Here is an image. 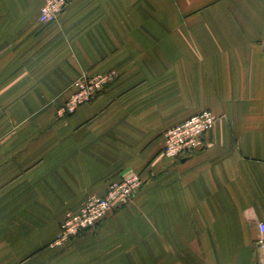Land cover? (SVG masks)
Instances as JSON below:
<instances>
[{
	"label": "crops",
	"instance_id": "1",
	"mask_svg": "<svg viewBox=\"0 0 264 264\" xmlns=\"http://www.w3.org/2000/svg\"><path fill=\"white\" fill-rule=\"evenodd\" d=\"M0 0V264H261L264 0ZM113 78L59 115L81 76ZM217 117L192 157L164 133ZM141 174L135 199L57 244L69 212Z\"/></svg>",
	"mask_w": 264,
	"mask_h": 264
},
{
	"label": "built area",
	"instance_id": "2",
	"mask_svg": "<svg viewBox=\"0 0 264 264\" xmlns=\"http://www.w3.org/2000/svg\"><path fill=\"white\" fill-rule=\"evenodd\" d=\"M73 0H45L41 9L39 21L42 24L57 23ZM112 75L88 77L81 76L73 83V93L59 109L61 117H67L83 105L93 102L109 84ZM217 117L210 111L196 114L181 124L164 133L165 146L163 153L166 157L180 160L192 157L205 147L204 138L213 130ZM144 179L141 174L123 176L120 180L109 184L107 193L102 196H90L85 200L78 212H69L61 225L57 244H63L93 231L111 214L124 208L132 202L143 188ZM259 234L256 245L264 255V224L258 225ZM261 264H264V260Z\"/></svg>",
	"mask_w": 264,
	"mask_h": 264
},
{
	"label": "rangeland",
	"instance_id": "3",
	"mask_svg": "<svg viewBox=\"0 0 264 264\" xmlns=\"http://www.w3.org/2000/svg\"><path fill=\"white\" fill-rule=\"evenodd\" d=\"M144 184H145V181H144ZM144 186V185H143ZM108 188H109V186H108ZM66 217V216H65ZM63 223V222H62ZM62 225V224H61ZM60 229H61V226H60ZM89 232H91V231H89ZM86 233H88V232H86ZM85 233V234H86ZM85 234H82V235H80L79 237H76V238H74V239H71L69 242H73V241H76L77 239H79V238H81L82 236H85Z\"/></svg>",
	"mask_w": 264,
	"mask_h": 264
}]
</instances>
